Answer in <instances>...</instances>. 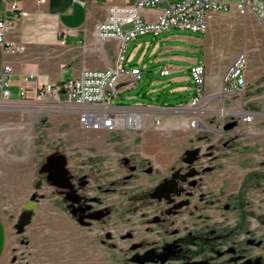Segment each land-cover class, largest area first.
<instances>
[{
	"label": "rangeland",
	"instance_id": "rangeland-1",
	"mask_svg": "<svg viewBox=\"0 0 264 264\" xmlns=\"http://www.w3.org/2000/svg\"><path fill=\"white\" fill-rule=\"evenodd\" d=\"M212 24L219 39L214 50L219 65L213 69L227 74L233 66L242 64L244 71L253 75L254 82L243 93L233 96L234 104L227 102L223 108H205L204 115L210 118L200 119L195 125L171 121L160 126L146 124L136 130H86L80 126L76 114L52 99L15 105L0 100V214L7 229L1 264H102L109 259L105 255L108 250L95 239L87 242L92 247H82L84 242L82 246L72 244V236L83 235L88 230L71 224L65 214L67 204L41 173L46 158L54 153L66 155L69 169L89 177L91 196L114 206L122 204L128 210L130 200L126 195L138 188L133 187L136 181L128 186L119 182L132 174L124 160L136 165L143 159L166 174L165 167L177 168L182 154L198 148L199 165L211 168L201 190L216 200L214 206L205 208L210 222L221 219L224 224L233 223L238 213L225 212L220 205L227 198L241 195L248 214L247 227L264 240V28L253 15L223 14L213 18ZM97 47L107 49L109 54L119 51L116 40ZM48 49L51 50L37 52L38 58L31 64L45 66L50 78L62 84L73 72L67 67L78 68L81 56L53 51V44ZM133 49L134 41H131L124 47L125 57ZM79 72L76 70L75 75ZM153 72L156 74L145 71L143 78L133 84L135 87L121 98L113 99V104H149L152 98H161L168 104L180 102L166 93L145 97L152 93L153 86L163 87L162 83L155 84L163 79L157 71ZM9 89L11 99L19 100L17 88ZM245 110L259 114L253 122L244 124L236 115ZM232 120L236 121V127L226 130L227 124L234 123ZM98 185L103 187L101 191ZM29 201L37 202L38 206L20 231L19 219Z\"/></svg>",
	"mask_w": 264,
	"mask_h": 264
},
{
	"label": "flooded vegetation",
	"instance_id": "flooded-vegetation-1",
	"mask_svg": "<svg viewBox=\"0 0 264 264\" xmlns=\"http://www.w3.org/2000/svg\"><path fill=\"white\" fill-rule=\"evenodd\" d=\"M187 159L185 152L177 168L165 167L166 174L152 167V162L141 159L132 165L124 160L132 174L119 182L128 186L136 181L133 187L138 188L126 195L128 210L121 203L114 206L91 196L92 181L73 172L68 164L72 191L55 188L67 204L65 214L71 224L88 230L72 236V244L82 246L84 242L82 247H92L87 242L95 239L108 250L109 259L102 264H264V240L247 227L243 197L227 198L220 205L225 212L238 213L233 223L215 219L212 224L205 208L214 206L216 200L201 191L211 168L199 165L201 150L193 165ZM192 172L196 176L189 178ZM174 186L176 192L168 194ZM97 187L99 191L103 188Z\"/></svg>",
	"mask_w": 264,
	"mask_h": 264
},
{
	"label": "crops",
	"instance_id": "crops-1",
	"mask_svg": "<svg viewBox=\"0 0 264 264\" xmlns=\"http://www.w3.org/2000/svg\"><path fill=\"white\" fill-rule=\"evenodd\" d=\"M18 1L29 16L19 21L17 27L9 32L8 38L10 41L24 46L25 51L16 55H4L0 45V71L4 64L12 65L14 73L11 78H14V81L11 82V86L16 87L18 92L22 87H25L31 89L30 95L34 94L36 81L30 78V73L40 75L57 84L50 78L48 68L31 64L34 59L38 58L37 52L51 50L48 49L49 44L54 45L53 51L58 49L64 53H78L81 56L78 68L67 67L73 71L67 80L78 76L84 69L105 70L117 64L119 51L109 54L107 49L97 47V45H105L106 43H101L96 38V28L107 18L111 6H133L135 0ZM2 8L0 3V11ZM223 14L239 16L236 11L217 12L212 19ZM158 15L159 9L150 7L143 11L142 18L145 21H156ZM212 19L209 30L205 34L191 31L185 33L187 31L170 29L158 35H141L128 42L129 44L134 41V49L125 57L124 67L139 69L141 76L138 81L143 78L145 71H150L151 74H156L152 71H157L163 79L155 82V84L162 83L163 87L153 86L152 93L145 94V97L166 93L176 101H180L176 104H168L166 100L162 102L161 98H152V102L149 104L140 103L134 106L117 104L130 109L129 115L133 121L142 123L144 126L155 124L157 121H161L162 124L171 121L188 124L189 120L195 116L186 107L196 97L197 86L194 81L193 70L198 67H204L205 70V108H223L226 107L227 102L235 103L232 98L237 93L233 92L232 86L226 83L227 74L224 70L217 72L213 69L214 65H219L218 53H214L219 39L215 33L217 29L215 25L213 26ZM259 24L264 28L260 22ZM198 34H203L204 37L200 38ZM40 46L43 49L40 50ZM76 70L80 71L78 75H75ZM165 71H168V74H164ZM245 78L244 91L247 86L250 87L254 82L250 72H245ZM134 87L135 85L124 87L118 98H121ZM204 112L205 110L201 113L200 118L202 120L210 118L204 115L206 114ZM170 113L174 115L170 116ZM164 118L166 119L164 120ZM6 240V224L0 214V264L3 262Z\"/></svg>",
	"mask_w": 264,
	"mask_h": 264
},
{
	"label": "built area",
	"instance_id": "built-area-1",
	"mask_svg": "<svg viewBox=\"0 0 264 264\" xmlns=\"http://www.w3.org/2000/svg\"><path fill=\"white\" fill-rule=\"evenodd\" d=\"M0 3L3 7L0 11V45L3 54L23 53L25 47L10 41L8 35L29 14L22 9L18 0H0ZM150 7L159 9L156 21H145L142 18L143 11ZM232 11L242 17L253 15L264 26V0H135L133 6H111L107 18L97 26L95 35L101 43L118 41L119 53L115 66L105 70L84 69L78 76L62 84H55L40 75L30 73V78L36 81L34 94L30 95L31 89L22 87L19 92L20 99L12 100L9 88L14 69L12 65L4 64L0 71V100L15 105L18 102H46L52 99L76 114L80 126L86 130L142 129L144 125L130 117L129 108L113 104V99L119 97L122 89L136 83L141 76L139 69L124 67V47L138 36L158 35L170 29L205 34L215 13ZM204 71V67L193 70L197 93L195 99L186 107L195 115L188 122L193 125L199 123L201 113L205 110ZM164 74H168V71ZM225 80L232 86L233 92L243 93L246 86L244 65L233 66ZM258 114L245 110L236 116L246 124L253 122ZM155 124L160 126L162 123L157 121Z\"/></svg>",
	"mask_w": 264,
	"mask_h": 264
},
{
	"label": "water",
	"instance_id": "water-1",
	"mask_svg": "<svg viewBox=\"0 0 264 264\" xmlns=\"http://www.w3.org/2000/svg\"><path fill=\"white\" fill-rule=\"evenodd\" d=\"M236 122L230 123L226 126V130H232L236 127ZM200 152V149L188 150L186 151V155L188 159L186 163L188 165H193L196 161V156ZM68 160L66 155L61 153H54L49 155L46 158L45 164L41 168V173L47 175V180L51 183L52 186L56 188H61L63 190H67L68 192L72 191L73 187L71 184V177L69 176V171L67 169ZM196 176V173L192 172L188 174L189 178H193ZM176 192L175 186L170 189L168 194H174ZM69 194V193H68ZM68 200L71 199L70 196H67ZM38 203L35 201H29L24 209L25 211L22 213L19 223L18 229L22 231L24 227L30 222L32 218L33 211L37 208Z\"/></svg>",
	"mask_w": 264,
	"mask_h": 264
},
{
	"label": "bare ground",
	"instance_id": "bare-ground-1",
	"mask_svg": "<svg viewBox=\"0 0 264 264\" xmlns=\"http://www.w3.org/2000/svg\"><path fill=\"white\" fill-rule=\"evenodd\" d=\"M240 63H242V60L240 61Z\"/></svg>",
	"mask_w": 264,
	"mask_h": 264
}]
</instances>
